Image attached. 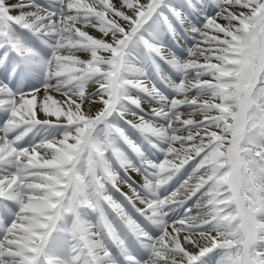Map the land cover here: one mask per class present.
Wrapping results in <instances>:
<instances>
[{
  "label": "snow or ice",
  "instance_id": "6c2138e0",
  "mask_svg": "<svg viewBox=\"0 0 264 264\" xmlns=\"http://www.w3.org/2000/svg\"><path fill=\"white\" fill-rule=\"evenodd\" d=\"M0 264H264V0H0Z\"/></svg>",
  "mask_w": 264,
  "mask_h": 264
},
{
  "label": "bare ground",
  "instance_id": "6f19581e",
  "mask_svg": "<svg viewBox=\"0 0 264 264\" xmlns=\"http://www.w3.org/2000/svg\"><path fill=\"white\" fill-rule=\"evenodd\" d=\"M125 191H127V189H124Z\"/></svg>",
  "mask_w": 264,
  "mask_h": 264
}]
</instances>
